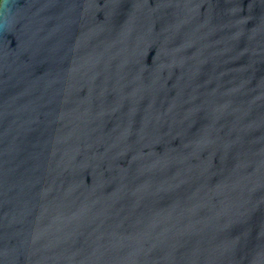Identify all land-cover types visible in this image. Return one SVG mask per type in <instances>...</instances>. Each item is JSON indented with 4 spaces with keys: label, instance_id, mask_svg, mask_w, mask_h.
I'll list each match as a JSON object with an SVG mask.
<instances>
[{
    "label": "water",
    "instance_id": "obj_1",
    "mask_svg": "<svg viewBox=\"0 0 264 264\" xmlns=\"http://www.w3.org/2000/svg\"><path fill=\"white\" fill-rule=\"evenodd\" d=\"M0 264H264V0H0Z\"/></svg>",
    "mask_w": 264,
    "mask_h": 264
}]
</instances>
